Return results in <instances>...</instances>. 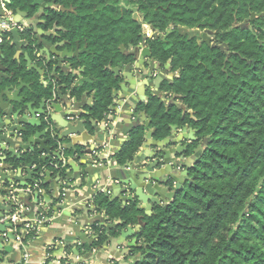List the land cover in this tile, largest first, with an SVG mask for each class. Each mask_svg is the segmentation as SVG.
I'll use <instances>...</instances> for the list:
<instances>
[{
  "label": "trees",
  "instance_id": "obj_1",
  "mask_svg": "<svg viewBox=\"0 0 264 264\" xmlns=\"http://www.w3.org/2000/svg\"><path fill=\"white\" fill-rule=\"evenodd\" d=\"M41 1L62 8L47 9L41 28H63V41L73 48L79 43L91 53L71 61L73 68H84L85 77L93 79L90 84L73 89L71 74L60 72L56 77L63 93L71 90L73 96L87 93L93 97L84 116L88 127L111 114L122 81L114 69L135 62L129 51L143 42L147 24L161 35L147 40L152 57L163 67L170 64V71L177 74L161 83V91L178 96L195 119L174 106L167 113L152 94L135 114L145 113L151 119L157 140L170 137L172 126H189L197 132L190 153L203 146L189 170L190 179L178 190L170 183L173 198L155 206L151 215H145L136 203L125 206L118 199L98 195L95 205L107 220L94 226L97 240L87 249L102 247L110 238L119 237L123 228L138 226L141 218V231L135 235L139 246L132 250L136 258L131 264H264V0ZM32 3L15 0L8 7L14 13L29 10L32 17L39 10ZM137 11L143 15V25L133 17ZM183 27L210 32L214 43L226 44L228 50L189 41L178 32ZM23 34L29 38L28 31ZM7 46L0 58L9 67L7 83L18 86L23 79L33 84L34 98L51 97L52 86L44 90L37 73L18 67L12 59L13 47ZM55 63H48L50 72ZM147 131L145 127L131 131L128 142L114 156L119 166L133 162ZM48 145L46 161L47 155L38 153L21 159L8 154L7 158L14 170H26L32 164L31 188L39 185L47 194L52 178H68L70 166L63 167V157L71 154L56 152L58 145L51 139ZM52 213L51 209L47 215ZM33 235L28 233L25 242Z\"/></svg>",
  "mask_w": 264,
  "mask_h": 264
},
{
  "label": "crops",
  "instance_id": "obj_2",
  "mask_svg": "<svg viewBox=\"0 0 264 264\" xmlns=\"http://www.w3.org/2000/svg\"><path fill=\"white\" fill-rule=\"evenodd\" d=\"M8 5L4 0H0V15L3 13V8L8 7ZM29 19L30 24L24 21L27 20L26 18L16 19L25 25L29 38L21 32L13 31L10 40H6L4 45L0 46V58L5 56L6 47L3 48V46H12V59L15 64L18 67H24L26 72L37 73L29 71L28 55L33 65H37L44 71V74L37 73L39 83L44 90L53 86L51 79L58 78L60 72L65 75H72V72L76 71L77 78L74 80L73 89L90 84L93 79L85 77L83 67L73 68L71 60L53 57L51 61L56 63L52 71H49L48 63L50 60L47 53L52 52V56L56 54L61 56L66 48L69 51H74L76 47L73 48L67 43L65 47L59 48L58 53L55 54V46L63 42L60 34L63 31H58L57 37H47V32L52 29L45 31L41 28L40 25L45 22L44 16L41 15L37 18L33 15ZM40 20L43 21L40 22ZM85 48L87 49V47ZM143 49H147V47ZM140 50L142 51V49ZM140 50L139 47L131 48L130 53L134 55L135 62L131 65L119 67L121 84L125 81L124 77H130L132 85L119 87L114 94L111 114L101 123L95 122L94 125L92 123L94 121H92L90 127L85 123L84 116L88 114L87 108L92 105L93 97L87 93H80L76 96L71 94V90L63 93L60 90L58 79H56V87H52V95L49 98H34V94L24 88L22 95L35 103L33 112L42 111L40 108L42 100H46L48 103L45 115L37 116L41 119V125L28 128L30 136L41 134L38 140L44 142L46 149L49 147V140H54V133H57V135L60 133L61 137L64 133L59 124L50 117L56 112L54 107L56 104L60 105L59 113L56 112L57 116L64 119L74 117L76 120L71 121L74 124L83 122L86 132L93 140L87 146L83 144L73 146L71 137L64 139L62 137L56 152L62 155L66 151L71 153L67 158L64 157L66 163L70 166L67 169L68 178L62 181L60 178H52L48 194L43 189L41 195L38 190L33 191L32 194L27 193L29 189H32L31 182L35 176L34 167L29 173L28 167L26 170L24 168L14 170L7 162L8 154L13 158L21 159L25 154L33 152L45 157L47 152L40 153L41 146L30 144L28 142L29 136L25 135L24 138L18 133H14V126H7L8 113H3L0 110V114H3V116L6 114L4 123L0 124V220H8L17 213L21 216V220H18L16 225L11 224L13 225L12 228L7 230V234L12 233L15 235V242L7 238V234L5 236L0 234V264H63V262L66 264H131L136 258L131 256L135 247L130 248L135 240L138 244L135 235L119 242L121 231L128 227L135 228L132 226L123 228L119 237L110 238L102 247H93L91 250L87 248L97 240V235L94 234V226L97 223L105 224L107 220L95 205V199L98 195L118 199L125 206L136 203L139 208L141 207L139 202L129 201L131 193L127 190L134 186V181L131 180L136 176H141L142 170L153 164L154 148H150L145 140L133 162L126 166H119L114 158L123 145L128 142L129 134L135 129L134 123L141 119V116L138 117L135 114L136 109L139 105L148 102L149 94L157 96L160 102L163 101L166 111L169 112L172 107L169 105V101L173 95L160 89V85L164 80H172L169 65L163 67L154 59L143 58ZM31 51L33 57L30 55ZM38 57H40V60H38ZM131 74H134L133 78H131ZM10 79L9 67L2 65L0 62V92L11 86L14 89L20 86V83L18 86L8 84L7 82ZM86 79L87 81H85ZM20 80L29 85L31 90L34 91L32 83L23 79ZM79 80L83 81L82 85H78ZM132 81H135V86ZM4 100L7 101L6 98ZM178 103L182 104L180 100ZM46 116L50 118L48 122L45 120ZM148 120L151 122L150 118ZM178 128L179 134L172 132L168 138H172L174 134L176 135L174 138L180 136L189 139L194 134L197 138V132L189 126ZM150 129L153 130V128ZM158 141L162 140L153 137L151 143ZM183 144H188V142H183ZM27 147L31 149H26ZM11 150L15 152V155L10 152ZM72 161L75 162V169L79 168V171H76L70 165ZM129 182L132 184H129ZM36 195L45 196V199L37 201ZM155 206L157 205L153 206L150 214H146L144 210L140 209L145 215H151ZM51 209L53 213L48 216L47 212ZM40 215L44 216L47 222L38 226L37 231L34 232L35 235L25 242L28 235L25 224H34ZM20 225H23V227L19 228ZM116 225H118V222ZM65 255H69V263L64 260Z\"/></svg>",
  "mask_w": 264,
  "mask_h": 264
},
{
  "label": "water",
  "instance_id": "obj_3",
  "mask_svg": "<svg viewBox=\"0 0 264 264\" xmlns=\"http://www.w3.org/2000/svg\"><path fill=\"white\" fill-rule=\"evenodd\" d=\"M8 4H11L13 0H4ZM33 7H40L44 10L53 8L58 9L59 7H56L55 4H46L41 0H34L33 1ZM62 9V8H59ZM16 16L15 18L19 20V18H26L29 19V14L26 12L21 11L20 9L16 10ZM260 14L253 13L252 14V20L257 18V16ZM138 15L134 14V19H137ZM244 28V26L242 27ZM58 31H64L63 28H59L57 26L54 27L51 31L47 32V37H57ZM179 34L182 37H187L189 41H192L194 39H197L198 42L203 41L207 44V46L211 48H218L222 52H226L228 50V47L226 44L217 45L213 42L212 34L210 32H201L199 30H190L188 28H179L178 29ZM67 45V42L63 41L55 46V54L58 53L57 50L59 48L65 47ZM124 49V47H122ZM142 49V46L139 47V50ZM52 52L47 53L49 60H53V57L55 58H61L62 60H77L80 61V57L82 55H89L90 51L86 48L81 49L80 44L77 43L76 49L68 50L67 48L63 51L61 56L51 55ZM143 58H149L153 60L152 54L149 49H143L141 51ZM27 62L28 66H30L29 71H35L38 74H44V71L39 68L37 65H33L32 60L27 55ZM76 72V71H75ZM75 72H72V77L75 80L77 77L75 75ZM114 72L117 77H121L120 70L114 69ZM134 74H131V78H133ZM125 81L123 84H120L119 87H128L131 84L130 77H124ZM87 81V79L85 80ZM83 82V81H82ZM81 80H79L78 85H82ZM134 86H135V81ZM20 86L17 89H14V87H8L5 88L3 91L0 92V110L3 113H8L9 120L7 123V126L13 125L14 130L13 132L18 133V135H21L24 137V135L29 136L28 142L30 144H39L41 146V149L39 150L40 153L43 151L47 152V154L50 153L49 147L47 149L44 147V142H39V138L41 134L30 136V132L28 130L29 127H36L41 125V119L37 118V116H43L45 115L47 111L48 103L46 100H42L40 108L41 112H33L34 108V102L29 101L28 98L24 97L22 95L24 88L28 89L29 92L34 94V91L31 90V87L29 85H26L23 83L22 80L19 81ZM6 98V102L4 100ZM179 97L173 96L170 101L169 105L176 107L177 109L181 110L183 114H189L191 119H195L194 112L189 111L183 104L178 103ZM161 104H163V101H161ZM56 112L59 113V107L60 105L56 104L54 105ZM52 114L50 117L52 120L56 121L59 126L64 130V133L62 134L63 139L67 137H71V141L73 142V146L77 144H83L85 146L91 144L93 142L92 137L89 136V134L85 130V125L83 122H78L76 124L72 123L69 119H64L59 116H57V113ZM168 113V111H167ZM4 114V116L6 115ZM4 116L3 114H0V124L4 123ZM95 125V122H92ZM150 121L148 120L145 113L141 115V119L134 123V128L139 127H145L148 128V132L146 134V141L147 145L150 146V148H154L155 152L153 153L152 160L154 161L153 164H151L148 168H144L142 170L141 176H136L131 181H134V186H132L130 189L127 190V192L131 193V196L129 197L130 202H139L141 204V209L146 212V214H150L152 212L153 206H164L167 201L171 200L175 194V191H172L169 188V184L173 182L174 188L176 190L181 189L183 185L190 179L189 178V170L194 166L198 158L201 156V153L203 151V146L200 145L194 150L191 151V146L197 142V138L192 135L189 139L184 137H175V134L172 135V138H167L162 141L158 142H152L151 140L154 137L155 130L150 129ZM172 132H175L176 134H179V128L178 126H172ZM196 133V132H195ZM62 137L60 133L54 137V142L57 143V145L61 143ZM188 142V144H183V142ZM31 149V148H26ZM34 151V150H33ZM13 155H15V152L13 150L10 151ZM36 153V152H33ZM63 156V155H62ZM48 155L46 158H44V161L48 159ZM70 165L75 169V162L72 161ZM29 173L31 172V169L33 168V165L30 164L27 166ZM76 171H79V168L75 169ZM129 184H132L129 182ZM128 186V184H127ZM118 225H121V222H118ZM142 220L139 218V225L135 228L128 227L125 230L121 231V239L119 242H121L123 239H127L129 237H132L134 235H137L142 228ZM13 225H11L9 222H5L4 224L0 225V234H7V230L9 228H12ZM7 238L10 240L16 241V237L14 234L9 233L7 234ZM138 247V244H136V240L134 244L130 246V248Z\"/></svg>",
  "mask_w": 264,
  "mask_h": 264
},
{
  "label": "built area",
  "instance_id": "obj_4",
  "mask_svg": "<svg viewBox=\"0 0 264 264\" xmlns=\"http://www.w3.org/2000/svg\"><path fill=\"white\" fill-rule=\"evenodd\" d=\"M138 18V17H137ZM143 19V18H142ZM141 24H144V21L140 22ZM26 27L24 24L18 22L15 18V14L13 13L12 10H9L6 6L3 8V13L2 15H0V46H2L6 40H10V35L13 31H18V32H25ZM150 33H153L152 31H150ZM150 33L148 34V36L150 35ZM144 46V44H143ZM38 60H40V57H38ZM41 62V61H40ZM51 84L53 85L52 87H56V78L51 79ZM45 120L48 122L50 120L49 116L45 117ZM70 121L74 122L76 120V118L71 117L69 118ZM57 135V133H54V137ZM63 167H65V158L63 157ZM56 168H58L57 165H55ZM38 190L39 194H42V189L39 188V185H36L35 189H29L27 191V193L32 194L33 191ZM15 199V197H14ZM21 220V216L19 213H17L16 215L12 216L11 218H9L8 220H0V225L4 224L5 222H9L10 224L16 225L17 221ZM47 222V219L40 215L36 222L34 224L32 223H27L25 224V229L28 233L30 232H36L37 227L40 225H43ZM6 234H4L5 236ZM22 244V242H21ZM68 258L69 255H65V261L68 262ZM69 263V262H68Z\"/></svg>",
  "mask_w": 264,
  "mask_h": 264
},
{
  "label": "flooded vegetation",
  "instance_id": "obj_5",
  "mask_svg": "<svg viewBox=\"0 0 264 264\" xmlns=\"http://www.w3.org/2000/svg\"><path fill=\"white\" fill-rule=\"evenodd\" d=\"M15 0H13V2H14ZM34 1V0H33ZM12 2V3H13ZM11 3V4H12ZM31 7H32V5H31ZM8 9H9V7H7ZM34 8V7H33ZM36 8H39V10H37L36 11V13L34 14V16L35 17H37V18H39V17H41V15H43L44 17L46 16V10H44V9H42V8H40V7H36ZM35 9V8H34ZM9 10H11V9H9ZM18 10V9H17ZM13 11V10H12ZM31 11V10H30ZM17 12V11H16ZM16 12L14 13L15 15H16ZM23 12H26V13H28L29 14V18H31L30 17V12H29V10L28 11H23ZM37 13H38V15H37ZM136 20H138V19H136ZM39 21V20H38ZM43 20H40V22H42ZM139 22V21H138ZM45 22H43V24H44ZM139 24H141V23H139ZM143 25V24H142ZM144 25H146V24H144ZM26 30H27V28H26ZM25 30V31H26ZM152 32H153V29L151 30ZM145 32V31H144ZM24 33V32H23ZM155 38V33H150V35L149 36H147L146 37V35H145V33H144V40H143V42L140 44V45H142L143 46V44H144V46L142 47V50H143V48L145 47H147V40H149V39H154ZM213 38V37H212ZM197 40V39H196ZM197 42H198V40H197ZM201 42H203V41H200V42H198V43H201ZM214 42V41H213ZM140 45L138 46V47H140ZM147 49H149L148 47H147ZM141 51V50H140ZM151 52V51H150ZM130 53V52H129ZM91 54V53H90ZM89 54V55H90ZM154 59V58H153ZM167 65H169V68H170V64H167ZM166 65V66H167ZM116 69H119V68H116ZM170 73L172 74V77H176L177 76V74L175 75V73H172L171 71H170ZM121 78V77H120ZM174 78H172V80L174 79ZM172 80H169V81H172ZM165 81V80H164ZM200 146V145H199ZM197 148V147H196ZM195 149V148H194ZM193 149V150H194Z\"/></svg>",
  "mask_w": 264,
  "mask_h": 264
},
{
  "label": "rangeland",
  "instance_id": "obj_6",
  "mask_svg": "<svg viewBox=\"0 0 264 264\" xmlns=\"http://www.w3.org/2000/svg\"><path fill=\"white\" fill-rule=\"evenodd\" d=\"M32 5V7H33V3L31 4ZM135 14H137L138 15V21H139V23L141 22V21H144V18H143V15L139 12V11H137V12H135ZM134 17V16H133ZM143 18V19H142ZM26 23H28V24H30L29 22H31L30 21V19H27V20H24ZM144 29H145V35H146V37L148 36V34L150 33V31L152 30V28H151V26H149V25H145L144 26ZM153 33H155V38H157V37H159V36H161L159 33H157V32H155L154 30H153ZM163 36V35H162ZM130 52V51H129ZM176 75V74H175ZM172 76V75H171ZM172 78H174V77H172Z\"/></svg>",
  "mask_w": 264,
  "mask_h": 264
}]
</instances>
